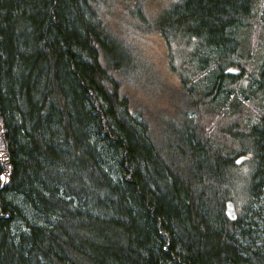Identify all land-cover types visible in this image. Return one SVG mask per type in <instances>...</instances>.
I'll use <instances>...</instances> for the list:
<instances>
[{
  "label": "trees",
  "instance_id": "obj_1",
  "mask_svg": "<svg viewBox=\"0 0 264 264\" xmlns=\"http://www.w3.org/2000/svg\"><path fill=\"white\" fill-rule=\"evenodd\" d=\"M112 1L133 0H0V264H264V0L162 12L185 94L158 136Z\"/></svg>",
  "mask_w": 264,
  "mask_h": 264
},
{
  "label": "rangeland",
  "instance_id": "obj_2",
  "mask_svg": "<svg viewBox=\"0 0 264 264\" xmlns=\"http://www.w3.org/2000/svg\"><path fill=\"white\" fill-rule=\"evenodd\" d=\"M178 1L180 0H133L128 3L112 1L100 7L117 37L135 48L140 60L139 69L142 78L141 80L135 78L134 85L133 82L126 84L125 91L135 97L136 107L145 114L156 136L159 135L158 128L161 127L164 119L175 121L180 119V106L176 103V99L179 100V95L185 94V88L180 73L176 69L173 70L179 59L171 64L168 40L151 27L165 9ZM246 53L253 58L252 51L249 53V49L244 47L243 55ZM181 62L180 60L179 64ZM244 163L236 164L240 166L238 173L247 178L251 175L250 167L243 165ZM242 193L245 194L241 195L239 200L245 202L246 192L242 191Z\"/></svg>",
  "mask_w": 264,
  "mask_h": 264
},
{
  "label": "bare ground",
  "instance_id": "obj_3",
  "mask_svg": "<svg viewBox=\"0 0 264 264\" xmlns=\"http://www.w3.org/2000/svg\"><path fill=\"white\" fill-rule=\"evenodd\" d=\"M237 50V48H236V46L234 45V43H230L229 44V46H228V51H229V53L228 54H230V53H233V52H235ZM235 60L236 61H242L243 60V57H242V55L240 56V57H235ZM219 64H222L223 65V63H220L219 62ZM241 68L242 67H240V65L239 64H234V65H228V66H226L225 68H223V67H218V65L216 64L213 68H205L202 72L203 73H206V74H208L209 76H210V79L212 80V78H215V76H217L218 78H217V81L219 82H221V83H227V82H229V80H230V77H229V75L228 74H232V72H231V70L232 69H236L237 70V73L239 74V73H241ZM240 79H241V77H240ZM210 84H212V81H211V83ZM206 86H208V84H206ZM205 88V86L203 87V89ZM213 91H215V90H213ZM242 155H248V154H242ZM241 156V155H240ZM240 156H236L235 157V161L237 160V158H239ZM249 157H250V155H248ZM228 201H231V202H233L234 203V205H235V207H236V212H237V210H238V203H241V201L242 200H233V199H229V200H227L226 201V203L228 202ZM225 214H226V204H225ZM227 215V214H226ZM237 216H238V213H237ZM227 217H228V215H227ZM229 218V217H228Z\"/></svg>",
  "mask_w": 264,
  "mask_h": 264
},
{
  "label": "water",
  "instance_id": "obj_4",
  "mask_svg": "<svg viewBox=\"0 0 264 264\" xmlns=\"http://www.w3.org/2000/svg\"><path fill=\"white\" fill-rule=\"evenodd\" d=\"M232 73H237L236 69L231 70ZM250 157L248 155H241L239 158H237L236 163L238 165L244 163L246 160H248ZM226 214L231 220H236L237 219V212H236V207L233 202L228 201L226 203Z\"/></svg>",
  "mask_w": 264,
  "mask_h": 264
}]
</instances>
